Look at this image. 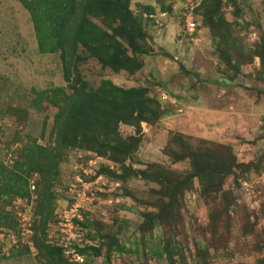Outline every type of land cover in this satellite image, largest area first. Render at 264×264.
<instances>
[{
    "label": "rangeland",
    "instance_id": "obj_1",
    "mask_svg": "<svg viewBox=\"0 0 264 264\" xmlns=\"http://www.w3.org/2000/svg\"><path fill=\"white\" fill-rule=\"evenodd\" d=\"M221 12L229 24L228 45L216 44L214 36L191 11L194 30L184 29V0H131L129 8L139 13L148 4L154 12L144 21L146 46L151 55L142 56V67L133 74L102 69L93 59L78 64L88 85L100 79L122 86H145L147 95L156 99L160 116L140 124L138 144L122 165L146 169L154 163L188 173L186 159L172 161L163 150L173 148L169 140L181 134L198 149L211 147L216 153H230L236 163L248 164L246 171L234 170L224 178L222 191L202 195L197 179L178 196L172 211L164 214L163 224L139 231L146 212H157L166 202L153 192L155 182L129 176L125 180L98 175L99 166L115 174L121 171L103 157L80 150H67L59 164L60 186L54 212L76 204L74 214L91 225L81 229L83 239L98 232L112 233L118 242L134 252L110 253L109 261L101 250L86 256L80 264H167L162 245L176 247L172 264H261L264 260V65L252 50L264 42V0H236L238 16L232 14L228 0ZM144 16V15H142ZM227 58L237 64L229 67L218 50L225 48ZM51 85L65 86L58 54H39L28 13L16 0H0V160L6 166L18 155L27 136L47 143L54 108L42 102L36 110L30 103V88L41 90ZM13 107L26 115L12 112ZM46 117L42 137L41 121ZM122 136L133 128L120 125ZM220 147V148H219ZM222 156V155H221ZM13 198L0 208L11 210ZM54 225L48 228L51 242L58 244ZM98 238L92 243H97ZM87 243V244H88ZM0 256V264H42L33 254ZM68 258V256L64 253Z\"/></svg>",
    "mask_w": 264,
    "mask_h": 264
},
{
    "label": "trees",
    "instance_id": "obj_2",
    "mask_svg": "<svg viewBox=\"0 0 264 264\" xmlns=\"http://www.w3.org/2000/svg\"><path fill=\"white\" fill-rule=\"evenodd\" d=\"M16 1L29 15L36 52L58 54L62 78L66 83L65 86L51 85L41 90L29 89L33 95L30 103L36 110L42 109V102L54 108L47 143L39 144L37 138L27 136L10 166L0 160V203L7 204L15 197L28 199L27 177L31 173L37 175L32 244L34 255L42 264H77L69 261L64 249L52 243L47 236L49 226L54 223V209L60 197L54 188L60 186L59 164L67 150H80L119 164V174L106 166H99L91 180L102 174L121 180L138 176L158 185L153 192L167 200L158 205L154 214L150 211L144 214L145 220L138 229L141 232L163 224L164 214L172 211L178 196L190 187L194 178L198 181L200 193L206 196L222 191L224 178L232 175L235 169L247 170L248 164L236 163L227 149H222L224 153H216L209 146L198 149L181 134H173L169 144L174 149L167 147L163 152L175 162L186 159L188 173L179 175L154 163L148 164L146 169L131 170L122 165L138 144L140 124L159 118V105L155 98L147 95L145 86L122 87L109 79H100L95 87H91L77 66L86 59H93L100 68L113 73L124 71L133 74L138 71L143 65L142 56L152 54L144 43L147 37L144 21L150 20L154 12L152 6L139 5L140 12L135 14L129 8L131 0ZM228 2L233 7L232 14L238 16L236 0ZM222 4V0H201L194 11L200 15L202 25L217 37L216 44L227 46L229 24L223 18ZM218 54L236 73L237 64L227 58L226 47L219 49ZM252 55L259 59L261 66L264 65V42H259ZM12 112L26 115V111L18 107H13ZM45 124L46 117L41 121L39 137L43 136ZM120 125L132 127L133 133L122 136ZM75 223L87 233L92 229L85 219L75 220ZM0 227L14 228L12 215L4 208H0ZM88 237L90 243L86 241L83 247L72 245L84 260L89 255H100L101 250L108 261L110 253L136 251L126 248L112 233L95 232ZM96 238L98 242L92 243ZM162 246L158 256L165 253L167 264H172L176 247L170 246L168 241ZM15 253L29 252L22 248ZM260 263L264 264V260Z\"/></svg>",
    "mask_w": 264,
    "mask_h": 264
},
{
    "label": "built area",
    "instance_id": "obj_3",
    "mask_svg": "<svg viewBox=\"0 0 264 264\" xmlns=\"http://www.w3.org/2000/svg\"><path fill=\"white\" fill-rule=\"evenodd\" d=\"M201 0H184V10L188 11L184 16V29L190 34L194 28L195 23L191 15V11L199 4ZM37 179L36 173H31L27 177V189L29 197H15L12 203L11 210H8L12 219L14 220V228L0 227V256H8L9 252L18 248H26L30 254H35L32 244V210L35 199V182ZM76 204H72L67 210H59L54 212V230L56 239H58V246L64 249V253L68 256L69 261L77 264L82 263L83 257L78 254L72 247L76 244L78 247H83L86 240L83 239L81 228L73 220L80 219L79 214H74L76 211ZM51 241L52 235L47 234Z\"/></svg>",
    "mask_w": 264,
    "mask_h": 264
}]
</instances>
